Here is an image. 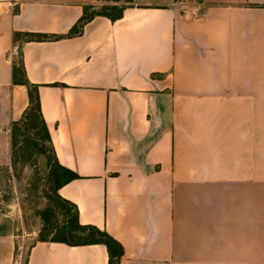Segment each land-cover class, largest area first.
Here are the masks:
<instances>
[{
  "label": "crops",
  "instance_id": "1",
  "mask_svg": "<svg viewBox=\"0 0 264 264\" xmlns=\"http://www.w3.org/2000/svg\"><path fill=\"white\" fill-rule=\"evenodd\" d=\"M94 1H0V164L29 105L21 51L57 159L79 175L59 194L122 244L121 264H264V0H126L65 36ZM17 250L0 234V264ZM108 263L103 243L50 240L26 261Z\"/></svg>",
  "mask_w": 264,
  "mask_h": 264
},
{
  "label": "trees",
  "instance_id": "2",
  "mask_svg": "<svg viewBox=\"0 0 264 264\" xmlns=\"http://www.w3.org/2000/svg\"><path fill=\"white\" fill-rule=\"evenodd\" d=\"M124 5H110L104 8L91 11V6L85 7L81 18L73 25L69 33L65 36L79 35L83 31L84 25L96 15H102L115 21L122 17ZM63 37L56 34L17 32L14 35L16 42L28 40H52ZM13 81L22 83L28 88L29 105L21 118L11 124V147L12 163L22 156L17 153V145L20 142L19 136H25V141H34L39 145L37 136L40 135V152L48 155L47 181L50 184L48 195L53 202V207L42 212L44 220L43 229L39 235V241H59L70 245L103 243L107 246L109 253L108 264H121L124 255L122 244L113 238L108 232L101 230L94 225H82L79 222V209L77 205L59 194V189L67 182L79 177L74 171L62 166L55 154L51 135L47 123L43 117L40 98L39 85L29 82L26 78L25 68L19 51V61L13 64ZM49 212V213H48ZM49 214V215H48ZM51 216V218H50ZM62 216V220L59 219ZM52 229L55 234L48 238L46 231ZM27 261V259H26ZM26 264V262H25Z\"/></svg>",
  "mask_w": 264,
  "mask_h": 264
},
{
  "label": "rangeland",
  "instance_id": "3",
  "mask_svg": "<svg viewBox=\"0 0 264 264\" xmlns=\"http://www.w3.org/2000/svg\"><path fill=\"white\" fill-rule=\"evenodd\" d=\"M125 1L95 0L90 5L93 8L91 11L110 5L121 6ZM177 1L186 9L192 8L201 0ZM197 11L201 12L202 8H198ZM15 59L19 61L18 54ZM25 139L24 135L19 136L20 142L16 148L18 155L22 158L17 159L13 164L11 149L10 161L7 164H0V234L17 236L18 264H25L31 245L39 239L44 224L42 212L53 207V202L48 195L49 157L39 150L40 135L37 136L38 146L34 141L27 142ZM59 219L62 220V216H59ZM54 234L55 231L52 229L46 231L48 238Z\"/></svg>",
  "mask_w": 264,
  "mask_h": 264
},
{
  "label": "built area",
  "instance_id": "4",
  "mask_svg": "<svg viewBox=\"0 0 264 264\" xmlns=\"http://www.w3.org/2000/svg\"><path fill=\"white\" fill-rule=\"evenodd\" d=\"M5 3L10 9L14 10L19 4L21 0H1Z\"/></svg>",
  "mask_w": 264,
  "mask_h": 264
}]
</instances>
